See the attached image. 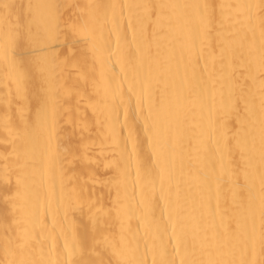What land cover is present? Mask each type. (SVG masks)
<instances>
[{
  "label": "bare ground",
  "instance_id": "6f19581e",
  "mask_svg": "<svg viewBox=\"0 0 264 264\" xmlns=\"http://www.w3.org/2000/svg\"><path fill=\"white\" fill-rule=\"evenodd\" d=\"M0 264H264V0H0Z\"/></svg>",
  "mask_w": 264,
  "mask_h": 264
}]
</instances>
